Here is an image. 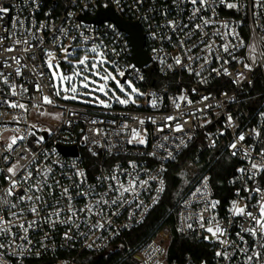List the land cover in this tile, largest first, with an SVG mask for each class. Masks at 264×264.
<instances>
[{
  "label": "built area",
  "instance_id": "built-area-1",
  "mask_svg": "<svg viewBox=\"0 0 264 264\" xmlns=\"http://www.w3.org/2000/svg\"><path fill=\"white\" fill-rule=\"evenodd\" d=\"M215 2V13L209 9L204 16L215 15L218 23L228 22L244 40L245 46L232 49L235 59L220 52L222 59L218 61L214 57H209L211 61L209 64H205L203 60L195 63L185 61L191 63L194 69V72L189 73L184 67L174 63L176 56L184 59L182 50L179 47H173L167 41L154 40L151 33L156 30L157 24L166 23L162 15L164 11L168 13V20L177 19L187 23L188 9L191 5L180 3L177 7L172 0H144L142 4L137 0H121L120 5H117L115 0H91V3L89 0H37L39 4L37 10L33 4L25 7L22 0H0L4 6L10 7V12L5 15L3 21H0V25L8 28L9 31H12V18L17 15L24 17L29 16V12H33L37 24L48 22L50 26L60 27L68 26L65 25V20L68 19V13H72L71 26L86 25L88 28L86 34L101 37L104 43L109 44V47L115 46L118 50L123 49L120 56L116 58L121 66H135L134 73L133 69L129 68L126 78L132 79L136 85L146 91L144 100L148 103L146 106L139 107L133 104L127 106L114 104L112 109L104 110L56 98V103L61 107L44 106V110L48 112L62 113L60 119H54L51 116L37 115L27 95L23 98L13 97L11 99H20L21 102L28 104L29 111L25 114L26 120L17 123L13 117L19 116L20 111L0 106V113H3L0 115V131H3V135L11 136L15 134L12 131L14 128L25 129L30 124H36L37 136H44L46 142L39 146L35 144H30V146L36 151L45 148L54 150L52 159L66 165L65 171L68 175L74 171L71 165L75 163L77 168L85 172L88 184L96 183L97 177L109 174L117 164L128 168L129 161H135L139 165L141 179L155 177L150 180L147 189L140 193L139 200L143 202L142 206L137 209L133 203L131 207L119 210L116 216L111 217L109 231L96 232L89 238H83L76 235V229H73L69 234L75 238L65 239L64 233L68 230L67 225L53 226L41 223L29 233L31 245L16 241L17 244L25 243V247L30 251L14 256L11 254L13 251L11 248L0 249V252L4 253L0 256V264H101V260L105 264H229L228 261L215 255L217 251L223 250V246L213 238L205 240L203 237L209 234L200 229L194 220L186 219V217L200 212L203 208L202 201H198V197L192 195L197 187H206V199L219 201L217 208L208 215H215L220 224L229 230V235L223 239L235 240V234L240 229L243 220V217L232 215L230 209H232L233 201L241 207L248 205L253 212L258 210L251 206L257 204L261 194L251 190L257 186L264 190V171L257 173L251 179L249 175L252 171L251 161L258 164L264 163V158L258 155L260 148L264 147V40L261 39L264 37V8H253V0H228V2L241 5L238 11L226 8L220 0H215ZM105 4L108 5L107 8L104 7ZM13 5L15 7H12ZM21 8H24L23 13L20 12ZM108 8L112 9L122 20L140 24L145 39V50L151 59L149 63L139 66L135 62L130 36L116 22L93 21L100 11ZM46 13L50 14L46 15ZM31 19L32 17H29V20ZM108 24L114 25L115 29L108 28ZM214 30V28H209L206 31L211 35ZM160 31L166 32L167 30L161 29ZM224 31L221 28V32ZM0 35H7L3 28H0ZM49 35H51L50 32L43 34L46 41L45 47L50 46L47 43ZM113 39H115L114 45L109 43ZM213 40H215L214 47H216L232 38L228 37L227 40L221 41L213 37ZM173 41L178 44L175 36H173ZM10 43L11 40L5 41V44ZM252 44L256 45L255 51L248 47ZM34 51H37L39 57L38 50L34 49ZM195 51L201 56L206 55L198 49ZM12 55L25 54L4 53L0 59ZM253 57H255V63H253ZM161 59L165 61L164 64L160 62ZM224 60H228V63H224ZM29 63H40V60L38 58L37 61H29ZM169 64L173 65L172 68L167 66ZM245 64H250L252 70L245 68ZM212 69L218 71H212ZM224 69H227V74ZM9 70L4 69L6 72ZM195 72H200L201 75L196 76ZM240 73L243 75L241 76ZM141 76L143 79L139 78ZM16 83H23V80L18 78ZM25 86L29 87V93H31V85L26 84ZM44 93L50 94L48 87H44ZM180 95L186 96L192 104L186 106L184 102H181V107L177 110L173 99ZM205 96L209 99L202 101ZM152 99L157 100L156 108L151 106ZM198 109H203V111H197ZM108 112L112 114H106ZM189 112L194 115H182ZM70 113H79V117ZM169 115H179L180 123L184 120L188 121L184 124L183 132H173L168 128H165L163 132L157 131L158 127L163 126V118ZM85 116L89 119L95 118L103 121L115 120L116 125L114 126L95 125V127H111L113 131L119 125L126 123L128 125L126 133L119 137L112 135L113 142L126 141L129 138L127 132H130L132 128L138 129L142 135L146 130L147 145L125 144L123 148L113 149V152H118L119 155H109L106 149L97 148L82 139L85 134L91 135L87 132L90 125L84 122ZM228 116L232 117L231 123L228 122ZM149 118L154 119L156 124L151 123ZM139 119H144L145 123L141 125L138 122ZM68 121L72 123L69 125ZM171 123L174 125L175 122ZM5 128L7 130H4ZM39 129H50L51 135ZM81 129H84V132ZM257 131L261 132L259 137L255 136ZM238 134H244L246 140L238 143L237 150H235L237 154L233 156L234 150L229 146L236 142ZM164 136H168L169 140L164 141ZM172 137L183 138L186 146L177 149L175 143L179 141L174 143ZM32 139L29 137V142ZM94 139L103 140L101 137H94ZM198 139L199 143L195 151L178 172L182 182V191L177 200L167 207L164 216L145 237L136 238L135 232L146 225L153 212L164 201L169 186L168 173L171 167L184 158L194 141ZM160 144H165L166 148H159ZM249 146H253L254 149L249 150L248 153L251 159L243 155L244 150L249 149ZM61 148H76L78 154H65ZM93 151L97 155H93ZM169 151L173 152L174 159L165 158ZM153 152L155 156L146 155V153ZM226 154L237 161L238 165L235 178L232 180L233 193L228 201L223 203L222 197L215 192L210 170L212 165ZM0 167H3L2 161H0ZM240 168H245L246 173L238 172ZM59 171L61 169L57 168V172ZM57 179H60L59 175ZM161 180L164 182L163 185L160 183ZM62 183L71 184V181L65 178ZM4 186L6 187L7 184L5 183ZM161 188L164 191H159ZM128 199L131 200L132 197L129 196ZM154 200L158 202L153 203ZM75 203L79 207L82 206L83 201H75ZM133 213V219H129ZM43 215L45 213H41V216ZM28 219L31 220L34 217L29 215ZM188 223H193V229H188ZM205 224L207 226V221ZM249 226V222H244V227ZM81 231L84 229L81 228ZM173 233L198 244L192 250L171 255ZM245 239L252 244L253 238L245 234ZM88 245L92 246L88 247ZM257 250H259L258 246ZM16 251L19 252V249ZM228 251L232 252V248ZM242 259L243 257L239 256L231 264H240Z\"/></svg>",
  "mask_w": 264,
  "mask_h": 264
},
{
  "label": "snow or ice",
  "instance_id": "snow-or-ice-1",
  "mask_svg": "<svg viewBox=\"0 0 264 264\" xmlns=\"http://www.w3.org/2000/svg\"><path fill=\"white\" fill-rule=\"evenodd\" d=\"M89 2L91 3V0ZM137 2L142 4L144 0H137ZM22 3L25 7L33 4L37 10L39 9L37 0H22ZM115 3L120 5L121 0H115ZM172 3L177 7L180 3L191 5V8L188 9L187 23L177 19L168 20V13L164 11L162 15L165 17L166 23L157 24L156 30L151 33V36L154 40L167 41L173 47H179L182 50L184 59L180 56L174 57L175 65L182 66L192 73L194 69L191 67V63L185 61L195 63L203 60L205 64H209L211 62L209 57H214L218 61L222 59L220 52L235 59L232 49L245 46L244 40L228 22L218 23L215 15L204 16V13L209 9L215 13V0H172ZM220 3L228 9L237 11L241 7V5L228 2V0H220ZM104 7L107 8L108 5L105 4ZM253 8H264V0H253ZM23 11L24 8H21L20 12L23 13ZM9 12L10 7L0 3V21H3ZM49 14L46 13V15ZM71 16L72 13H68V19L65 20V25L68 26L55 27L50 26L48 22L37 24L33 12H29V16L17 15L13 17L12 31L0 25V28H3V31L7 33V35H0V56H3L4 53L25 54L0 59V106L20 111L19 116L13 117L15 122L26 120L25 114L28 113L29 106L21 102L20 99H11L13 97L23 98L27 95L28 100L32 102L31 107L36 110L37 115L60 119L62 113H51L44 110L45 105L61 107L56 103V98L109 110L113 108L114 104L124 106L136 104L135 97L143 95L134 85L133 80L126 78L129 68L133 69L134 73L135 66H121L120 61L116 58L120 56L123 49L118 50L115 46L109 47V44L104 43L101 37L86 34L88 32L86 25L71 26ZM29 17L32 19L29 20ZM197 20L200 22L197 23ZM107 27L115 29V26L111 24H108ZM209 28L215 29L211 35L206 31ZM221 28L225 31L221 32ZM161 29L167 31L161 32ZM45 32L51 33L47 38L49 47L44 46L46 41L43 34ZM173 36L176 37L178 44L173 41ZM213 37L221 41L231 37L232 40L214 47ZM261 39L264 40V37ZM6 40H11V43L5 44ZM233 41H237V43H233ZM109 43L114 45L115 39ZM248 47L252 51L256 50L255 44ZM34 49L38 50L39 57ZM197 49L206 55H199L195 51ZM38 58L40 63H29V61H37ZM252 59L255 63V57ZM160 62L165 63L163 59ZM224 63H228V60H224ZM167 66L172 68L173 65ZM244 67L249 71L252 70L250 64H245ZM4 69L10 70L6 72ZM212 71L218 70L212 69ZM224 71L227 74V69ZM195 75L200 76L201 73L195 72ZM240 75L242 76L243 73ZM18 78L22 79L23 83L17 84ZM139 78L143 79L142 76ZM26 84L31 85V93H29V87L25 86ZM44 87L49 88L50 94L44 93ZM208 99L209 97L205 96L202 101ZM181 102H184L186 106L192 104V101L188 100L186 96L180 95L173 99L177 110L180 109ZM151 106L157 107L156 99L151 100ZM197 111H203V109ZM70 114L79 117V113ZM106 114L111 115L112 113ZM182 115L192 116L194 113L189 112ZM149 119L151 123L156 124L154 119ZM231 121L232 117L228 116V122L231 123ZM84 122L90 125L87 132L91 135L85 134L82 139L97 148L106 149L109 155H119L118 152L114 153L113 149L123 148L125 144L147 145L146 130L142 135L138 129L132 128L130 132H127L129 138L126 141L113 142L112 135L119 137L126 133L128 129L126 123L119 125L113 131L111 127H95V125L114 126L116 125L115 120L103 121L95 118L89 119L85 116ZM138 122L143 125L145 120L139 119ZM171 122H175L174 125ZM68 123L70 125L72 121H68ZM186 123H188L187 120L180 123L179 115H169L163 118V126L158 127L157 131L163 132L165 128H168L173 132H183ZM12 131L15 134L8 137H5L3 131H0V161L3 162V167H0V249L11 248L13 250L11 254L14 256L30 251L25 247V243L32 244L29 233L41 223L53 226L56 224L67 225L68 230L64 233L65 239L75 238L69 234L73 229H76V235L83 238H89L96 232L109 231L111 217L116 216L119 210L131 207L133 203L137 209L142 206L143 202L139 200L140 193L147 189L150 180L155 179V177L141 179L139 165L135 161H129L128 168L117 164L109 174L97 177L96 183L88 184L85 172L77 168L75 163L71 165L74 171L68 175L65 171L67 166L52 159L54 150L45 148L36 151L30 146V144L39 146L46 142L44 136H37L36 124H30L25 129L14 128ZM39 131H45L51 135L50 129H39ZM81 131L84 132V129ZM260 135L261 132H255V136L259 137ZM29 137L33 138L31 142L28 140ZM94 137H101L103 140H97ZM163 139L168 141L169 137L164 136ZM172 139L174 143L179 141V143H175L177 149L186 146L183 138L172 137ZM245 140L244 134H238L236 142L230 144L229 147L234 150L233 156L237 154L235 150H237L238 143ZM158 147L166 148V145L160 144ZM249 150H254L253 146L245 149L243 155L251 159L248 156ZM90 151L92 150L90 149ZM93 155H97V153L93 151ZM146 155L155 156L156 154L153 152L146 153ZM258 155L264 158V147L260 148ZM165 158L174 159L173 152L169 151ZM57 168L61 171L57 172ZM251 170L250 179L264 171V163L258 164L251 161ZM246 171L245 168L238 169L240 173H246ZM58 175L60 179H57ZM65 178L70 180L71 184L62 183ZM160 183L163 185L164 182L161 180ZM159 191L162 192L164 189L161 188ZM251 191L261 194L257 204L251 206L258 209L256 212L250 210L248 205L241 207L237 202H232V209H230L232 215L243 217L241 227L235 234V240L223 239L229 235V230L220 224L215 215H208L217 208L219 201L206 199V187H197L192 192L193 196L198 197V201H202L203 208L186 219L194 220L200 229L209 234L203 237L205 240L213 238L223 246V250L217 251L215 255L228 261L229 264L239 256L243 257L240 264H264V190L257 186ZM129 196L132 197L131 200L128 199ZM75 201H83L82 206L78 207ZM157 202L153 201V203ZM41 213H45V215L41 216ZM29 215L34 219H28ZM133 217L134 213L129 216V219H133ZM205 221H207V226ZM244 222H249L250 226L244 227ZM187 227L193 229V223H188ZM81 228L84 231H81ZM245 234L253 238L252 244H249V241L245 239ZM16 241L25 243L17 244ZM91 246L88 245V247ZM257 246L259 250H257ZM229 248H232V252L228 251ZM16 249H19V252ZM3 255L4 253L0 252V256Z\"/></svg>",
  "mask_w": 264,
  "mask_h": 264
},
{
  "label": "trees",
  "instance_id": "trees-1",
  "mask_svg": "<svg viewBox=\"0 0 264 264\" xmlns=\"http://www.w3.org/2000/svg\"><path fill=\"white\" fill-rule=\"evenodd\" d=\"M199 139L194 141L193 145L186 152L184 158L179 160L174 166L171 167L168 173V190L165 195L164 201L161 205L153 212L151 219L146 223L145 226L137 230L136 238L145 237L160 221L164 216L168 206H171L177 200L178 195L182 191V182L178 176V172L183 167L188 157L195 151ZM237 161L229 157V155H224L211 167L212 184L214 186L215 192L218 196L222 197L223 203H226L233 193L232 180L236 175ZM198 243L191 242L189 239H185L177 234L173 233L172 243L170 247L171 255L181 254L188 250L194 249L195 245ZM97 261V260H96ZM99 263V262H98ZM101 264H105L102 260ZM107 263V261H106Z\"/></svg>",
  "mask_w": 264,
  "mask_h": 264
},
{
  "label": "water",
  "instance_id": "water-1",
  "mask_svg": "<svg viewBox=\"0 0 264 264\" xmlns=\"http://www.w3.org/2000/svg\"><path fill=\"white\" fill-rule=\"evenodd\" d=\"M103 20H111L116 22L122 30L129 34L134 51V60L139 66H143L150 62L151 59L145 50L144 34L139 23L122 20L110 8L100 11L99 14L93 19L95 22H100ZM61 150L65 154H78L76 148H61Z\"/></svg>",
  "mask_w": 264,
  "mask_h": 264
},
{
  "label": "rangeland",
  "instance_id": "rangeland-1",
  "mask_svg": "<svg viewBox=\"0 0 264 264\" xmlns=\"http://www.w3.org/2000/svg\"><path fill=\"white\" fill-rule=\"evenodd\" d=\"M134 83V82H133ZM134 85L139 89V91L141 92V93H143V95H140V96H136L135 97V99H136V104H133V105H135V106H137V107H139V106H146L148 103L144 100V98L146 97V91L143 89V88H141L139 85H136L135 83H134ZM113 87H114V85H113ZM122 95V94H121ZM117 105H119V104H117Z\"/></svg>",
  "mask_w": 264,
  "mask_h": 264
}]
</instances>
